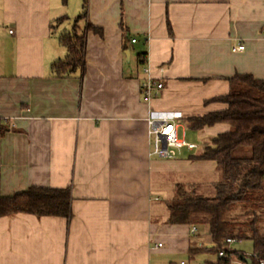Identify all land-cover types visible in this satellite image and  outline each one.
<instances>
[{"label":"crops","instance_id":"obj_1","mask_svg":"<svg viewBox=\"0 0 264 264\" xmlns=\"http://www.w3.org/2000/svg\"><path fill=\"white\" fill-rule=\"evenodd\" d=\"M67 2L0 0V196L32 186L72 194L69 218L1 216L0 264L216 260L209 225L192 233L169 223L168 204L193 173L216 170L190 156L230 129L195 130L189 119L227 108L211 99L229 93L232 75L264 78V0H88L103 35L87 34L82 76L57 78L51 66L67 55L59 37L74 20ZM145 67L165 84L151 99ZM163 114L201 148L151 156L148 119Z\"/></svg>","mask_w":264,"mask_h":264},{"label":"trees","instance_id":"obj_2","mask_svg":"<svg viewBox=\"0 0 264 264\" xmlns=\"http://www.w3.org/2000/svg\"><path fill=\"white\" fill-rule=\"evenodd\" d=\"M88 4V0H83L82 12L59 37L67 55L52 64L54 77L82 76L86 70L87 34L93 31L103 35L101 27L88 21ZM68 19L63 16L56 22ZM228 80L229 93L211 99L227 104V108L189 119L195 130L217 123L230 125L228 131L213 138L200 154L190 156L217 163L222 177L213 182L216 194L206 197L179 185L168 204V220L192 227L209 225L215 246L207 250L218 254L223 249L225 255H217L208 264H264V78L236 73ZM71 202L70 187L32 186L10 196H0V217L30 213L69 218ZM228 238L238 242L250 240L253 254L233 249ZM198 251L191 249V255Z\"/></svg>","mask_w":264,"mask_h":264},{"label":"built area","instance_id":"obj_3","mask_svg":"<svg viewBox=\"0 0 264 264\" xmlns=\"http://www.w3.org/2000/svg\"><path fill=\"white\" fill-rule=\"evenodd\" d=\"M132 41L136 42V39H133ZM243 49L244 45L235 47V50ZM143 60H146L145 55ZM144 72L148 75V77L143 82V94L146 99H151L165 88V84L163 81H160L151 75L149 67H145ZM148 123L149 137L151 139V156H156L162 159H174L179 155V151L183 149L194 151L201 148V146L197 143L188 141L185 137L179 135V124L174 117L168 114L152 115L149 117ZM197 231V226H193L191 232L196 233ZM227 242L229 244H233L236 240L228 238ZM159 246H162V244H159ZM224 255V250H220L218 256L223 257ZM178 264H189V262L183 259L180 260Z\"/></svg>","mask_w":264,"mask_h":264},{"label":"rangeland","instance_id":"obj_4","mask_svg":"<svg viewBox=\"0 0 264 264\" xmlns=\"http://www.w3.org/2000/svg\"><path fill=\"white\" fill-rule=\"evenodd\" d=\"M64 9H66L67 15L74 19L82 12V3L79 4L78 2H74V0H68ZM63 30V29H62ZM58 33H60V28H58ZM135 60V57H134ZM187 130V140H192L194 142H198L199 139L194 136L190 129L186 128ZM183 128L179 129V135L182 136ZM195 175V176H194ZM193 177H196L197 181H192V184L187 185V189L189 192L194 191L195 193L202 194L206 197H213L216 194V189L213 186V182L218 181L222 177L221 170L217 167L216 170L213 172H198L196 174H192ZM233 249L238 251H243L249 254H253V243L250 240H245L238 242L236 241L233 245ZM213 256V254H212ZM215 257V255H214ZM204 260L203 258H198V262Z\"/></svg>","mask_w":264,"mask_h":264},{"label":"water","instance_id":"obj_5","mask_svg":"<svg viewBox=\"0 0 264 264\" xmlns=\"http://www.w3.org/2000/svg\"><path fill=\"white\" fill-rule=\"evenodd\" d=\"M127 53L129 54V51ZM248 261H250V260H248Z\"/></svg>","mask_w":264,"mask_h":264}]
</instances>
